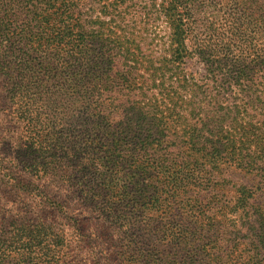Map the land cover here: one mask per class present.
<instances>
[{"label": "trees", "instance_id": "obj_1", "mask_svg": "<svg viewBox=\"0 0 264 264\" xmlns=\"http://www.w3.org/2000/svg\"><path fill=\"white\" fill-rule=\"evenodd\" d=\"M133 3L0 0V88L22 130L20 168L66 183L108 225L174 209L162 230L186 251L180 264H226L232 231L246 234L235 264H264V0H147L140 21L127 19ZM6 170L0 153V182L30 188ZM38 226L6 238L0 258L35 247L32 264H62L69 242Z\"/></svg>", "mask_w": 264, "mask_h": 264}, {"label": "rangeland", "instance_id": "obj_2", "mask_svg": "<svg viewBox=\"0 0 264 264\" xmlns=\"http://www.w3.org/2000/svg\"><path fill=\"white\" fill-rule=\"evenodd\" d=\"M146 1L134 0L127 19L131 20V14L132 17H137L135 21H140L141 17L145 16L143 3ZM147 23L150 26L155 25L156 29H165L161 19L152 20L151 18ZM192 68L201 71L200 65L192 66ZM3 104L4 93L0 88V153L9 169L6 171L13 173L17 178L21 176L24 181L31 183V186L28 190L23 191L0 182V244L12 236L14 240L17 239L20 230H25L22 228L23 224L34 226L37 223V227H31L34 234H38L37 229L44 233L38 226L41 221L52 227L47 229L48 238L55 231H61L69 242L70 252L62 260V264H180L179 261L185 259L186 251L174 245V242L169 240V235L162 230L173 219L175 212L174 209L168 211L165 204L158 209L157 207L152 209L146 205L148 209L143 212V218H139L140 212L137 211V217L133 218V221L127 222L126 226L108 225L103 223L101 216L92 209L91 205H84L80 194L66 183H61L51 176L41 177L40 175L37 178L34 175L26 174L19 166L24 143L22 141L24 138L21 139L22 130L13 119V114ZM227 176L235 184L237 181L246 183L241 177L236 180V176L230 174ZM232 192L233 189L230 188L228 191H224L223 193L226 195L224 197L232 195ZM100 201H105V196H101ZM58 205L62 208L59 209ZM68 216L79 219L77 231L81 232L82 236L79 238L82 243L77 241L79 235H76ZM144 216L149 217L150 222L153 221L151 223L155 230L151 233H148L144 228L147 224V219ZM140 220L142 223L139 225ZM14 222L17 223L13 224ZM230 224L231 227L236 225V229L243 227L240 220L230 222ZM212 233L214 232L206 231L204 235L209 237ZM215 235L220 239L226 238L222 233ZM245 235L242 232H231L228 240L232 241L235 246L230 243L226 246L229 251L226 264H235L237 256L244 249L240 245L237 246L236 243L243 242ZM197 237L195 235L190 238L195 243ZM79 244L81 248L78 247ZM28 249V253L20 250L18 252L20 256L14 255L10 259L1 256L0 264H32L36 262L40 257L38 248ZM23 253L24 255H22ZM132 253L136 259L131 258ZM195 264H200V262L195 261Z\"/></svg>", "mask_w": 264, "mask_h": 264}]
</instances>
